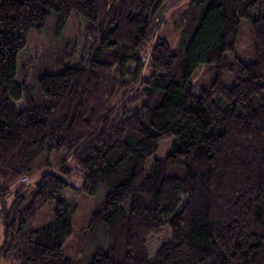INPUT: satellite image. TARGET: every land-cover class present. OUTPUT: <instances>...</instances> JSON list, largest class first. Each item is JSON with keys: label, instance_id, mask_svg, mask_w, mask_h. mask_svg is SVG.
<instances>
[{"label": "trees", "instance_id": "16d2710c", "mask_svg": "<svg viewBox=\"0 0 264 264\" xmlns=\"http://www.w3.org/2000/svg\"><path fill=\"white\" fill-rule=\"evenodd\" d=\"M71 17L28 81L29 34ZM0 229V264H264V0H0Z\"/></svg>", "mask_w": 264, "mask_h": 264}, {"label": "rangeland", "instance_id": "374dc122", "mask_svg": "<svg viewBox=\"0 0 264 264\" xmlns=\"http://www.w3.org/2000/svg\"><path fill=\"white\" fill-rule=\"evenodd\" d=\"M182 2L178 3L175 1H172L168 4H166L165 8L160 13L159 21L157 24V27L155 29V37H164L166 38L172 46L175 45L178 33L176 31L172 30V27L170 26L171 21V13L177 9L178 6ZM47 26V25H46ZM81 28L80 20H75L71 17V20L66 23V26L64 29L61 30V33L58 35H54V24L51 23L47 26L45 30L42 32H34L30 33L27 39V43L25 45V48L18 54L17 56V64L19 67H26V77L28 78V81L31 79V73L35 65L38 63L36 58L37 56L42 52H49L47 50H52L54 48H59L60 45H63L65 42H76L75 40L78 38L79 30ZM241 41L244 43L238 46L237 50L239 53H247L248 50L251 47L250 42H248V37L246 35L241 36ZM39 60V58H38ZM148 61V58L146 59ZM148 72V66L146 62L145 69L143 71V74H146ZM203 75H207V78L210 76L203 67L197 71L195 75V80L199 79ZM204 77V76H203ZM202 77V79H203ZM170 147V141L162 142L159 145V149L157 152L147 160L146 166H145V172L148 174L153 166L154 160H164L167 156L168 150ZM47 169H44L42 171L36 172L30 179L27 180V182L24 185L32 186L34 182L44 173ZM21 183V182H20ZM33 187V186H32ZM76 208L75 213L73 217V235L69 239L68 245H66V253L67 255L71 256L72 258L75 257L76 253L78 252L77 248L85 246L86 242L84 241L81 243V240L79 238L78 233L85 227V225L88 222L89 216L91 214V211L94 208V200L88 199L85 197H78L75 200ZM47 212L46 209H44L40 214ZM46 215L44 216H38L35 223L41 222L42 220L46 222ZM35 226H37L35 224ZM1 234V231H0ZM170 236V232L165 230L160 235L152 237L150 239V242L148 244V251L150 255H153L158 246L167 240V238ZM91 252V250H87ZM87 252V253H89Z\"/></svg>", "mask_w": 264, "mask_h": 264}, {"label": "built area", "instance_id": "2783aa9c", "mask_svg": "<svg viewBox=\"0 0 264 264\" xmlns=\"http://www.w3.org/2000/svg\"><path fill=\"white\" fill-rule=\"evenodd\" d=\"M27 182V179H25V178H23L22 180H21V183H26Z\"/></svg>", "mask_w": 264, "mask_h": 264}, {"label": "crops", "instance_id": "0c3cea01", "mask_svg": "<svg viewBox=\"0 0 264 264\" xmlns=\"http://www.w3.org/2000/svg\"><path fill=\"white\" fill-rule=\"evenodd\" d=\"M0 231H1V229H0ZM0 240H1V234H0Z\"/></svg>", "mask_w": 264, "mask_h": 264}]
</instances>
